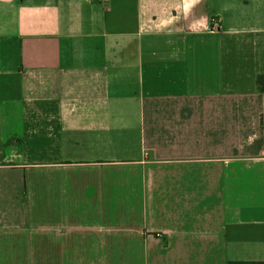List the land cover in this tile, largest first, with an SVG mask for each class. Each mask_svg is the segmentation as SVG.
Segmentation results:
<instances>
[{"label": "crops", "instance_id": "1", "mask_svg": "<svg viewBox=\"0 0 264 264\" xmlns=\"http://www.w3.org/2000/svg\"><path fill=\"white\" fill-rule=\"evenodd\" d=\"M258 75L264 0H0V264H264Z\"/></svg>", "mask_w": 264, "mask_h": 264}, {"label": "trees", "instance_id": "2", "mask_svg": "<svg viewBox=\"0 0 264 264\" xmlns=\"http://www.w3.org/2000/svg\"><path fill=\"white\" fill-rule=\"evenodd\" d=\"M257 83L261 85V89L264 91V75L257 76Z\"/></svg>", "mask_w": 264, "mask_h": 264}, {"label": "built area", "instance_id": "3", "mask_svg": "<svg viewBox=\"0 0 264 264\" xmlns=\"http://www.w3.org/2000/svg\"><path fill=\"white\" fill-rule=\"evenodd\" d=\"M214 24H215L214 19L211 18L210 21H209L208 26H209L210 28H213Z\"/></svg>", "mask_w": 264, "mask_h": 264}]
</instances>
